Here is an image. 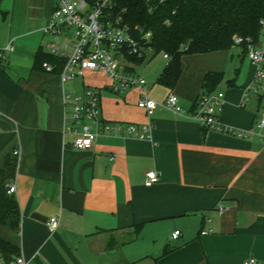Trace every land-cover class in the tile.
<instances>
[{"label":"crops","instance_id":"1","mask_svg":"<svg viewBox=\"0 0 264 264\" xmlns=\"http://www.w3.org/2000/svg\"><path fill=\"white\" fill-rule=\"evenodd\" d=\"M35 4L11 0L4 19L11 21L0 28V47L13 46L0 61V168L19 151L13 182L22 212L20 231L0 225V237L28 264H244L250 257L264 264V138L204 128L193 117L206 74L225 72V50L184 56L173 88L148 83L160 102L149 117L138 106L140 88L114 92L102 72L63 84L60 71L46 70L41 53L63 59L46 40L56 0ZM95 75L105 79L93 86L86 76ZM87 86L102 89L106 122H151L152 140L102 132L91 149H76L65 94ZM172 91L181 114L163 105ZM241 97L227 91L220 120L258 133ZM149 170L160 177L152 186ZM53 216H60L56 230L48 225Z\"/></svg>","mask_w":264,"mask_h":264},{"label":"built area","instance_id":"2","mask_svg":"<svg viewBox=\"0 0 264 264\" xmlns=\"http://www.w3.org/2000/svg\"><path fill=\"white\" fill-rule=\"evenodd\" d=\"M132 0H56L54 12L45 29L54 39L50 43L51 51L65 59L60 72L62 83L76 80L86 72H102L110 80V89L122 93L132 88H140L142 94L138 106L151 117L160 102L148 94V81L130 64H136L130 56H153V31L139 23L133 24L129 16V3ZM147 11L153 13L159 5L167 0H141ZM169 22V21H167ZM235 45L244 47L247 56L256 65L252 85L256 90H264V42L256 43L250 37L234 36ZM13 49L11 44L0 47V61L5 60ZM163 56L169 60L168 54ZM43 67L53 71L55 67L44 62ZM101 92L99 87L87 86L83 93L70 90L65 94V103L71 105L75 133L74 147L79 150L91 149L96 138L102 133L114 135H130L140 139L152 140L153 123L136 124L131 122H106L102 117ZM223 92H211L201 95L196 102L193 117L204 128L217 130L240 138H250L257 134L264 135V116L258 121L260 131L238 129L224 124L219 117L226 106ZM163 105L177 114L184 108L179 96L170 92ZM19 151L16 150L15 154ZM155 170L146 172L147 186L159 181ZM8 193H16L14 182L8 184ZM48 225L56 230L60 225V216L50 218ZM181 232L176 230L173 238H179ZM0 264H28L25 256L20 253L7 260L0 252ZM244 264H257V259L250 257Z\"/></svg>","mask_w":264,"mask_h":264},{"label":"trees","instance_id":"3","mask_svg":"<svg viewBox=\"0 0 264 264\" xmlns=\"http://www.w3.org/2000/svg\"><path fill=\"white\" fill-rule=\"evenodd\" d=\"M129 9L133 24L139 23L153 31V56L165 53L170 56L158 78L159 83L170 88L177 84L182 74L184 56L229 50L235 45L236 35L260 43L264 34V0H167L153 13L147 11L141 0H132ZM241 48L247 55L246 49ZM129 59L142 64L146 57L130 56ZM46 60H51L60 72L65 63V59L44 53L38 56L42 66ZM223 78L222 72L207 73L205 93L214 92ZM17 165V155L11 153L0 168V225L19 232L22 225L20 204L15 194L8 193V184L14 181ZM0 252L9 260L20 254V249L0 237Z\"/></svg>","mask_w":264,"mask_h":264},{"label":"rangeland","instance_id":"4","mask_svg":"<svg viewBox=\"0 0 264 264\" xmlns=\"http://www.w3.org/2000/svg\"><path fill=\"white\" fill-rule=\"evenodd\" d=\"M11 0H6L0 6V28H4V25L10 23L11 17L4 20V13L8 12V7ZM37 2L35 4L37 7L46 6L47 0H32V2ZM33 12V11H32ZM25 18V14L21 15ZM54 37L51 34L46 35V40L52 42ZM261 41L264 42V34L261 36ZM189 56V55H188ZM222 59L221 62L225 65V72L223 80L220 82L216 89V92H223L225 95L227 91L231 88L242 91V97L237 98V103L239 106L251 114V117L258 122L262 116H264V90H256L255 86L252 85V80L255 74L256 65L252 63L249 57L243 53V49L234 45L229 50L221 52ZM167 60L164 58L163 54H158L156 56H148L142 64H130L131 67L135 68L137 73L146 78L150 85L155 84L158 81L159 75L166 66ZM87 81L90 85L95 83V81L104 80L103 76H86ZM77 82L83 81V77H79ZM229 81H234L229 83ZM264 83V78H263ZM257 124V123H256Z\"/></svg>","mask_w":264,"mask_h":264},{"label":"water","instance_id":"5","mask_svg":"<svg viewBox=\"0 0 264 264\" xmlns=\"http://www.w3.org/2000/svg\"><path fill=\"white\" fill-rule=\"evenodd\" d=\"M6 15H7V13L5 12V13H4V17H3V19H6Z\"/></svg>","mask_w":264,"mask_h":264}]
</instances>
